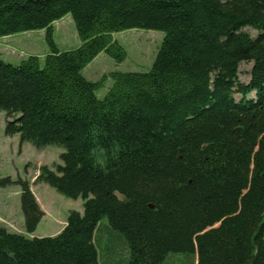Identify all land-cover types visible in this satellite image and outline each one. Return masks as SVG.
<instances>
[{"label":"trees","instance_id":"16d2710c","mask_svg":"<svg viewBox=\"0 0 264 264\" xmlns=\"http://www.w3.org/2000/svg\"><path fill=\"white\" fill-rule=\"evenodd\" d=\"M67 15L79 45L60 50L53 24ZM131 29L163 33L150 71L86 80L100 53L124 61L112 35ZM37 30L42 63L0 59L4 133L63 149L36 181L83 213L54 237L0 225V264H264V0H0V38ZM12 184L31 234L43 213L25 180L0 179Z\"/></svg>","mask_w":264,"mask_h":264},{"label":"rangeland","instance_id":"374dc122","mask_svg":"<svg viewBox=\"0 0 264 264\" xmlns=\"http://www.w3.org/2000/svg\"><path fill=\"white\" fill-rule=\"evenodd\" d=\"M53 30L55 45L60 50H70L79 45V39L70 15L55 22ZM247 31L253 37L256 35L252 30ZM112 38L125 50L126 57L124 61L115 63L108 55L100 53L85 68L83 76L86 80L94 83L99 82L103 76H107L112 72H149L161 45L163 33L144 29H131L115 33ZM49 52L44 30L28 31L0 38V59L12 65H18L21 60L30 55L38 57L42 63ZM250 69V64L242 63L239 65L238 83L244 85L248 83ZM111 85L112 81L110 79L103 81L102 87L95 93L96 97L102 99ZM239 98L238 95L234 96L236 101ZM249 98H252V95ZM4 129L5 116L4 113L0 112V179L25 180L32 194L34 192L41 202L40 204L47 209H45L47 217L42 222L40 221L41 223L37 225L33 233L26 234L20 204V188L18 185L12 184L0 188V225L5 226L10 232L23 233L28 238L56 236L61 231L60 228L65 225L69 209L80 214L83 213L80 198L77 200L68 199L48 185L36 181L39 167L46 166L52 169L54 165L61 164L60 155L63 153V149L48 146L42 150H36L28 143H21L18 135L6 136ZM54 210L59 211L61 214L58 213L60 215L54 217ZM102 224L106 225V222ZM105 247L106 242L104 241L98 250L101 257L104 254ZM168 260V264H192L194 257L191 254H174L170 255Z\"/></svg>","mask_w":264,"mask_h":264},{"label":"crops","instance_id":"0c3cea01","mask_svg":"<svg viewBox=\"0 0 264 264\" xmlns=\"http://www.w3.org/2000/svg\"><path fill=\"white\" fill-rule=\"evenodd\" d=\"M64 50H68V49H64ZM33 194H34V192H33ZM34 196H35V199H36L37 204L39 205L41 211L44 213V217H43L42 220H41V222H42V221H43L44 219H46V217H47V215H46V214H47V211H46L47 209H46L43 205L40 204L41 202L39 201V199L36 197L35 194H34ZM45 209H46V210H45ZM69 211H73V210H70V209H69L67 212H69ZM4 212H7V211H4ZM58 213H60V212H59V211L57 212V210H54V211H53V215H54V217H57V216H59V215L61 214V213H60V214H58ZM54 217H53V218H54ZM41 222H40V223H41ZM64 224H65V223H64ZM64 226H65V225H64ZM64 226H63V227H64ZM63 227H61L60 230H62ZM58 233H59V232H58ZM22 234H23V233H22ZM51 237H54V236L51 235Z\"/></svg>","mask_w":264,"mask_h":264}]
</instances>
